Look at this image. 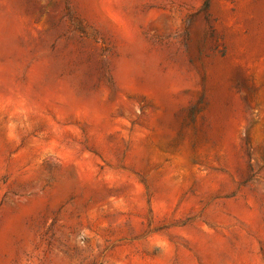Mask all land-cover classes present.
Segmentation results:
<instances>
[{
	"label": "rangeland",
	"instance_id": "obj_1",
	"mask_svg": "<svg viewBox=\"0 0 264 264\" xmlns=\"http://www.w3.org/2000/svg\"><path fill=\"white\" fill-rule=\"evenodd\" d=\"M0 264H264V0H0Z\"/></svg>",
	"mask_w": 264,
	"mask_h": 264
},
{
	"label": "trees",
	"instance_id": "obj_2",
	"mask_svg": "<svg viewBox=\"0 0 264 264\" xmlns=\"http://www.w3.org/2000/svg\"><path fill=\"white\" fill-rule=\"evenodd\" d=\"M207 7H208V3L205 4V8H207Z\"/></svg>",
	"mask_w": 264,
	"mask_h": 264
}]
</instances>
